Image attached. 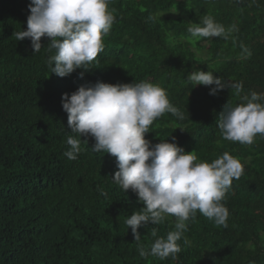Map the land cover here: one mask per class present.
I'll list each match as a JSON object with an SVG mask.
<instances>
[{"label": "trees", "instance_id": "obj_1", "mask_svg": "<svg viewBox=\"0 0 264 264\" xmlns=\"http://www.w3.org/2000/svg\"><path fill=\"white\" fill-rule=\"evenodd\" d=\"M30 3L0 0V264H264V138L258 135L252 145L227 141L218 127L227 104L264 93V0H110L115 22L99 63L83 78V69L64 78L52 74L47 59L54 53L36 54L30 39H15L16 31L27 30ZM203 15L238 31L228 39L192 38L189 23ZM41 43L46 48L50 40ZM194 70L243 89L210 95V87L185 82ZM97 82H151L166 91L185 118L165 113L154 121L145 134L153 145L176 143L196 151L198 162L211 163L224 152L240 160L244 174L224 201L226 228L197 212L186 222L190 244L178 241V259L140 256L125 220L144 205L112 182L116 158L92 151L91 137L81 138L76 160L64 155L68 136L76 135L62 96ZM175 223L168 216L139 228L140 243L150 251Z\"/></svg>", "mask_w": 264, "mask_h": 264}, {"label": "clouds", "instance_id": "obj_2", "mask_svg": "<svg viewBox=\"0 0 264 264\" xmlns=\"http://www.w3.org/2000/svg\"><path fill=\"white\" fill-rule=\"evenodd\" d=\"M109 3L110 0H31L27 30L16 31L13 36L18 41L30 39L36 54L42 49L54 53L47 59L52 74L64 78L83 69V78L94 61L99 63L104 38L115 22V9H109ZM187 31L195 39H228L238 29L235 25L226 29L211 15H203L200 23H189ZM43 37L50 40L46 48L41 43ZM241 47L245 58L250 57V50ZM185 82L193 88L210 87L209 94L213 96L226 88L239 95L243 89L242 83L226 84L211 71L194 70ZM242 100L236 106H225L219 114L218 127L223 139L252 145L258 135L264 138V103L259 102L264 100V93L253 91ZM62 107L68 115V127L76 135L68 136L70 150L64 155L76 160L83 151L81 138H93L92 151L116 158L118 171L112 182L125 193L134 192L144 205L125 220L142 258L150 255L160 260L178 259V241L183 238L184 245L190 244L184 236L186 222L195 221L197 212L218 226H228L230 213L224 201L233 180L244 174V165L228 152L211 163L198 162L196 151L188 153L176 143L161 141L153 145L147 140L149 127L165 113L185 118L163 88L151 82H97L80 86L71 95L63 94ZM98 191L107 195L102 189ZM168 216L176 218L175 231L155 239L150 251L146 250L138 229L149 223L160 225ZM152 235H156V228Z\"/></svg>", "mask_w": 264, "mask_h": 264}]
</instances>
